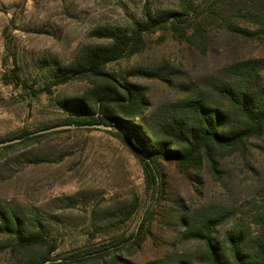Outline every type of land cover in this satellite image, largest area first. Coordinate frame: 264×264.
<instances>
[{
	"label": "rangeland",
	"instance_id": "1",
	"mask_svg": "<svg viewBox=\"0 0 264 264\" xmlns=\"http://www.w3.org/2000/svg\"><path fill=\"white\" fill-rule=\"evenodd\" d=\"M185 2L193 5L189 19L200 21L206 31L204 52L178 33L159 30L145 35L141 51L106 66L116 78L144 86L151 106L144 119L151 126L163 103L186 94L188 81L217 76L236 60L264 57V33L250 38L236 30L259 28L245 12L264 0ZM145 3L153 10L181 8V0H0V140L66 119L60 101L81 95L88 82L70 79L50 92L41 89L83 45L108 42L91 36L93 28L129 30ZM58 131L35 143L0 147V205L40 222L57 245L53 255L98 246L104 258L79 264H176L182 255L201 264L203 243L181 237L186 226L178 217L180 207L194 220L206 211L228 214L215 230L219 240L236 225L247 237L260 231L255 219L264 208V134L249 139L244 154L221 158L216 178L204 161L199 169L184 172L163 160L162 194L154 201L128 144L102 127ZM133 201L136 209L129 213ZM143 218L148 219L144 232L130 238ZM0 242L8 238L0 235ZM14 260L10 248L0 253V264Z\"/></svg>",
	"mask_w": 264,
	"mask_h": 264
},
{
	"label": "trees",
	"instance_id": "2",
	"mask_svg": "<svg viewBox=\"0 0 264 264\" xmlns=\"http://www.w3.org/2000/svg\"><path fill=\"white\" fill-rule=\"evenodd\" d=\"M192 6L181 0L180 9L153 10L145 3L141 18L134 20L129 30L109 25L93 28L91 36L108 42L83 45L71 64L41 89L50 92L53 85L70 79L88 82L89 87L81 95L60 101L68 111V117L0 140L20 138L3 148L40 141L59 131L36 132L54 126L101 124L111 126L105 131L131 147L142 165L146 188L154 201L162 194L163 160L174 162L184 172L190 168L199 169L204 161L208 172L216 178L221 158L234 153L244 154L248 140L264 134V57L236 60L223 66L217 76L188 81L183 85L185 95L162 104L159 120L154 126L144 119L151 107L144 86L128 77L118 79L106 70L110 62L141 51L145 35L159 30L178 33L204 52L208 37L200 21L189 19ZM245 15L255 20L259 28L237 27L236 30L250 38L264 33V5L255 7V11L246 10ZM12 77L22 81L15 73ZM135 209L136 202L133 201L129 213ZM177 210L186 226L181 237L203 243L198 257L201 264H264V208L255 219L260 225L257 235L247 237L245 229L236 225L225 232L222 240L216 237L215 230L228 214L206 211L194 220L185 207ZM26 218L18 208L0 205V235L8 238V242H0V253L10 248L15 257L11 264H41L48 259L51 261L47 264L95 263L104 258L103 247L98 246L74 250L63 256L53 255L57 249L55 241L40 222ZM147 221L143 218L130 238H139ZM176 264L192 263L182 255Z\"/></svg>",
	"mask_w": 264,
	"mask_h": 264
},
{
	"label": "water",
	"instance_id": "3",
	"mask_svg": "<svg viewBox=\"0 0 264 264\" xmlns=\"http://www.w3.org/2000/svg\"><path fill=\"white\" fill-rule=\"evenodd\" d=\"M71 126H74L73 124H65V125H59V126H54V127H51V128H46V129H43V130H40V131H37L36 133H40V132H46V131H51V130H58V129H63V128H69V127H71ZM92 126H95V127H98V128H104V129H111V126H105V125H101V124H94V125H92ZM121 131L123 132V133H126L125 132V130H123V129H121ZM18 141H20V138H13V139H9V140H5V141H1L0 142V147H2V146H6V145H9V144H12V143H15V142H18ZM131 141L133 142V143H135V140L134 139H131ZM143 153V155L146 157V154H145V152H142ZM51 260L50 259H48V260H46V261H44L43 263H41V264H47V263H49Z\"/></svg>",
	"mask_w": 264,
	"mask_h": 264
}]
</instances>
